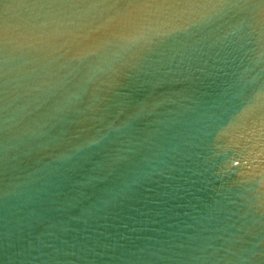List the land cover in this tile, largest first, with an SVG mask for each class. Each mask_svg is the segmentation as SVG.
Masks as SVG:
<instances>
[{
  "label": "water",
  "instance_id": "water-1",
  "mask_svg": "<svg viewBox=\"0 0 264 264\" xmlns=\"http://www.w3.org/2000/svg\"><path fill=\"white\" fill-rule=\"evenodd\" d=\"M0 264H264V0H0Z\"/></svg>",
  "mask_w": 264,
  "mask_h": 264
}]
</instances>
